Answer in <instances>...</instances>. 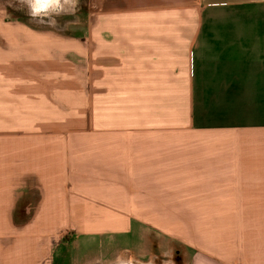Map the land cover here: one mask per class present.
Returning <instances> with one entry per match:
<instances>
[{
  "label": "crops",
  "instance_id": "obj_1",
  "mask_svg": "<svg viewBox=\"0 0 264 264\" xmlns=\"http://www.w3.org/2000/svg\"><path fill=\"white\" fill-rule=\"evenodd\" d=\"M94 7L77 34L0 17V264L134 223L191 264H264V0Z\"/></svg>",
  "mask_w": 264,
  "mask_h": 264
},
{
  "label": "rangeland",
  "instance_id": "obj_2",
  "mask_svg": "<svg viewBox=\"0 0 264 264\" xmlns=\"http://www.w3.org/2000/svg\"><path fill=\"white\" fill-rule=\"evenodd\" d=\"M94 2L95 0H71L72 8L67 11L58 7L50 12L39 10L40 13L35 15L25 0H0V17L19 24L21 32L85 33L89 32L95 13ZM60 236L61 233L53 239L52 264H94L98 259L105 264H113L119 260H140L147 264H191L194 257V253H190L171 237L152 235V232L135 223L132 232L125 236L101 235L95 239H83V242H78L80 237L72 235L69 230L64 237L65 241ZM56 240L58 243H54ZM121 246L130 248L133 254L121 251L118 253Z\"/></svg>",
  "mask_w": 264,
  "mask_h": 264
},
{
  "label": "bare ground",
  "instance_id": "obj_3",
  "mask_svg": "<svg viewBox=\"0 0 264 264\" xmlns=\"http://www.w3.org/2000/svg\"><path fill=\"white\" fill-rule=\"evenodd\" d=\"M26 2H28V4H30L31 8H32V11H33V8H35L37 11L34 13L35 15L40 13L39 10H45V11H52V10H55L57 9L58 7H61V10L63 9V11H67L69 9L72 8L71 6V0H55L53 2H49L47 0V6L45 7H40L39 4L37 3V0H25ZM42 2V0H41ZM123 261H118L116 263H113V264H118V263H121ZM153 264V263H151Z\"/></svg>",
  "mask_w": 264,
  "mask_h": 264
},
{
  "label": "flooded vegetation",
  "instance_id": "obj_4",
  "mask_svg": "<svg viewBox=\"0 0 264 264\" xmlns=\"http://www.w3.org/2000/svg\"><path fill=\"white\" fill-rule=\"evenodd\" d=\"M118 264H144V263H141V262L136 261V260H132V261H123V262L118 263Z\"/></svg>",
  "mask_w": 264,
  "mask_h": 264
},
{
  "label": "snow or ice",
  "instance_id": "obj_5",
  "mask_svg": "<svg viewBox=\"0 0 264 264\" xmlns=\"http://www.w3.org/2000/svg\"><path fill=\"white\" fill-rule=\"evenodd\" d=\"M37 3L39 4L40 7H45L47 6V0H37Z\"/></svg>",
  "mask_w": 264,
  "mask_h": 264
},
{
  "label": "clouds",
  "instance_id": "obj_6",
  "mask_svg": "<svg viewBox=\"0 0 264 264\" xmlns=\"http://www.w3.org/2000/svg\"><path fill=\"white\" fill-rule=\"evenodd\" d=\"M37 10L35 8H33V12L35 13Z\"/></svg>",
  "mask_w": 264,
  "mask_h": 264
},
{
  "label": "water",
  "instance_id": "obj_7",
  "mask_svg": "<svg viewBox=\"0 0 264 264\" xmlns=\"http://www.w3.org/2000/svg\"><path fill=\"white\" fill-rule=\"evenodd\" d=\"M49 2H53V1H55V0H48Z\"/></svg>",
  "mask_w": 264,
  "mask_h": 264
}]
</instances>
